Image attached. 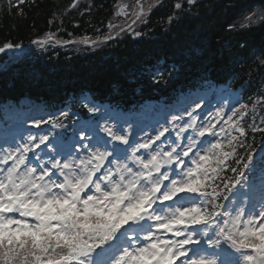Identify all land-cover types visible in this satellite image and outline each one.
Returning <instances> with one entry per match:
<instances>
[{"label":"snow or ice","instance_id":"snow-or-ice-1","mask_svg":"<svg viewBox=\"0 0 264 264\" xmlns=\"http://www.w3.org/2000/svg\"><path fill=\"white\" fill-rule=\"evenodd\" d=\"M260 23L264 12H252L241 27ZM50 41L48 34L32 43ZM13 48L20 45L5 42L0 52ZM245 107L227 119L217 107L198 123L197 104L180 125L183 114H173L172 141L162 139L170 132L163 124L133 140L131 126L99 120L71 137L23 129L0 141V264H264V156L237 152ZM48 115L31 127L64 128L69 118ZM249 127L264 132V117ZM42 145L47 160L36 151Z\"/></svg>","mask_w":264,"mask_h":264},{"label":"trees","instance_id":"trees-1","mask_svg":"<svg viewBox=\"0 0 264 264\" xmlns=\"http://www.w3.org/2000/svg\"><path fill=\"white\" fill-rule=\"evenodd\" d=\"M177 3L182 7L177 9ZM117 10L116 0H0V47L5 42L27 47L47 34L60 41L101 37L123 20ZM252 12H264V0H199L193 5L160 0L133 35L124 34L95 49L70 51L56 45L40 52L7 49L0 52V104L27 96L71 117L84 112L82 99L87 95L124 106L169 98L208 79L232 77L236 88L247 86L244 98H250L249 88L252 95H259L260 111L264 23L241 27ZM156 66L162 68L158 75L151 71ZM244 128L246 138H240L243 146L237 152L246 158L264 132Z\"/></svg>","mask_w":264,"mask_h":264},{"label":"rangeland","instance_id":"rangeland-1","mask_svg":"<svg viewBox=\"0 0 264 264\" xmlns=\"http://www.w3.org/2000/svg\"><path fill=\"white\" fill-rule=\"evenodd\" d=\"M183 2H187V0H182ZM160 2V0H116L117 3V14L116 16L120 19H123L122 21H118L114 24H112V27H110V31H108L106 34H104L101 37H97V38H90V43L89 44H83L80 43V40L82 38H78V39H69L66 41H60L58 38H56L54 35L53 36V41H50L48 44L44 45V46H40L37 44H30L27 47H20L15 49L16 53H20L22 51V53H27V52H40V51H44L45 48L47 47H51V46H60L62 48H66V49H70V50H75V49H81L83 50L84 47L85 48H91V49H95L98 47H101L104 43L108 42L111 39H116V37H121L124 34H131L133 35L135 33V31L143 24L145 23L146 17L148 12L155 7L158 3ZM123 10V11H121ZM142 11V15L140 16V19L136 21V23H133V20L136 18L135 14L139 13ZM48 35V34H47ZM46 37L43 36L40 39L37 40H42ZM54 41H60L61 43H56ZM70 41H74V43H69ZM91 41H95V43H91ZM53 42V43H52ZM53 44V45H51ZM75 48V49H74ZM76 51V50H75ZM83 52V51H82ZM21 55V54H19ZM16 58H18V56H10V60H15ZM197 104H201V102H196L194 103L191 107L194 109L196 107ZM212 103H207L206 101L203 102L201 109H204V113L201 115H197L198 116V123L201 122V120H206L208 119V113L212 112L214 113L217 109V107L222 108V105L219 104L218 106L215 105V107L213 109L210 110V105ZM226 110L229 107V105H225ZM256 109V107H254ZM200 109V108H199ZM199 109H196V111L194 112V115L197 114V111ZM226 110H224V116L223 119H225V114L227 113V116L229 115L230 112H226ZM180 114H183V119L182 120H178L176 122H174L177 125L183 124L187 121V119H185V116H187L186 112H182ZM180 114H176V115H180ZM172 117V114H168V119L167 121H170ZM223 119L220 120V123L217 124V129H219V127L221 126V124H223ZM32 122V121H31ZM216 121L213 120V123H215ZM105 123V122H104ZM109 123L111 126H114V124ZM103 124V123H102ZM26 125V124H25ZM165 126H167V124H163ZM50 127V125H48ZM172 127V126H171ZM134 127H131V132L133 131ZM173 132L176 133V131L178 130L175 127H172ZM28 131L35 133V130H33V128L28 129ZM47 132V133H53V130L50 131H45V130H41L40 132ZM19 132H16V134H18ZM15 134V135H16ZM188 133H185V135H187ZM50 135V134H49ZM144 133H142L140 136H143ZM136 136V135H135ZM134 136V137H135ZM133 137V136H131ZM51 138V136H50ZM208 138V137H207ZM206 138V139H207ZM79 139V137L77 138V140ZM176 138H174L170 133H166L165 135V140L167 141H172L175 140ZM182 142H186V141H182ZM37 150V149H36ZM259 149H256L255 151V156L258 153ZM45 158V157H44Z\"/></svg>","mask_w":264,"mask_h":264}]
</instances>
